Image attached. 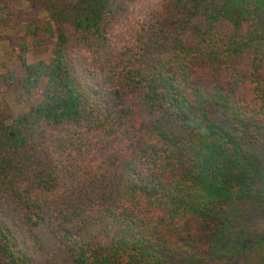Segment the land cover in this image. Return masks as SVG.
Instances as JSON below:
<instances>
[{
    "label": "trees",
    "instance_id": "trees-1",
    "mask_svg": "<svg viewBox=\"0 0 264 264\" xmlns=\"http://www.w3.org/2000/svg\"><path fill=\"white\" fill-rule=\"evenodd\" d=\"M135 1L35 0L19 31L0 0L23 70L0 86L28 107L0 116V264H264V0H155L111 51Z\"/></svg>",
    "mask_w": 264,
    "mask_h": 264
},
{
    "label": "rangeland",
    "instance_id": "rangeland-1",
    "mask_svg": "<svg viewBox=\"0 0 264 264\" xmlns=\"http://www.w3.org/2000/svg\"><path fill=\"white\" fill-rule=\"evenodd\" d=\"M35 0H16V8L20 12V18L17 20L15 19L14 22L19 25V31L23 29L25 23L24 21L29 16H36L38 23L41 24L42 27H45V24L48 21V18L42 14L40 11L39 6L34 2ZM155 0H137L132 2L129 5V11L127 14L122 15L114 29L109 34V44L111 51L119 52L126 42L130 41L131 36H135L141 29L148 25V13L150 12L151 5ZM5 39L0 41V74L6 72L7 70L14 71L17 76L23 74V70L18 62L17 55L18 49L14 48L15 43L17 42L16 38L12 34V31L6 30L4 31ZM44 36V35H43ZM47 38V37H45ZM134 37H132L133 39ZM30 47H32L31 43H28ZM53 45L52 39H45L41 45L32 47V49L27 54V61L29 63L38 61V60H48L50 57V50ZM71 45L70 47H72ZM70 58L74 62V64L81 69L83 66L87 68L88 60L87 53L85 52H78L72 50L70 53ZM28 107L25 105H19L15 102L14 93L4 86H0V116H16L17 114L25 111ZM64 135V131L57 129L53 131L50 135L49 142H47V150L48 153L53 154V147L56 144L57 140ZM250 224L253 228L260 227L261 231L264 228V217L255 218L250 221ZM201 241L198 243L199 246L202 245V241L205 242V236L202 233ZM186 241L192 242V236L185 237ZM181 243H184L183 240H179L178 243L175 245L177 249L186 248ZM204 248V247H202ZM194 251V249H191ZM183 254V253H182ZM183 255H179V252L171 253V256L168 258L171 262H176V264H216L219 263L220 260H217L215 263L213 262L214 256L210 255L207 261L203 263V259L199 257H193L191 254H187L184 258ZM225 264H235L234 261H228Z\"/></svg>",
    "mask_w": 264,
    "mask_h": 264
}]
</instances>
